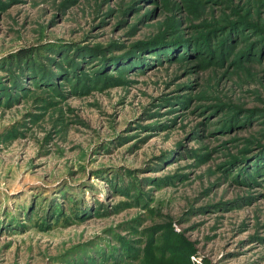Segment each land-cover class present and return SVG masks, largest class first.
<instances>
[{"label":"rangeland","instance_id":"rangeland-1","mask_svg":"<svg viewBox=\"0 0 264 264\" xmlns=\"http://www.w3.org/2000/svg\"><path fill=\"white\" fill-rule=\"evenodd\" d=\"M0 264H264V0H0Z\"/></svg>","mask_w":264,"mask_h":264},{"label":"trees","instance_id":"trees-1","mask_svg":"<svg viewBox=\"0 0 264 264\" xmlns=\"http://www.w3.org/2000/svg\"><path fill=\"white\" fill-rule=\"evenodd\" d=\"M232 36V35H231ZM233 37V36H232ZM172 42H169V43H171V48H173V49H175L177 46H180V45H182L183 44V42H180V41H178L177 40V42H175L174 40H171ZM197 45H199V44H197ZM86 56V54H82L81 55V58L82 57H85ZM22 57H26V54H22ZM107 63H109V61L107 62ZM115 63V62H114Z\"/></svg>","mask_w":264,"mask_h":264}]
</instances>
